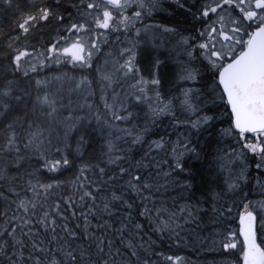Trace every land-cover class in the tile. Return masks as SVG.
I'll return each mask as SVG.
<instances>
[{
  "label": "snow or ice",
  "instance_id": "6c2138e0",
  "mask_svg": "<svg viewBox=\"0 0 264 264\" xmlns=\"http://www.w3.org/2000/svg\"><path fill=\"white\" fill-rule=\"evenodd\" d=\"M4 4L0 264H189L166 249L205 212L213 264H264V0H175L183 29L153 23L163 0ZM164 36L167 90L141 48Z\"/></svg>",
  "mask_w": 264,
  "mask_h": 264
},
{
  "label": "trees",
  "instance_id": "16d2710c",
  "mask_svg": "<svg viewBox=\"0 0 264 264\" xmlns=\"http://www.w3.org/2000/svg\"><path fill=\"white\" fill-rule=\"evenodd\" d=\"M30 0H15V3L19 4L21 7L26 6L29 4ZM170 9L173 10L174 15L177 13V16L174 18V23H179L180 25H184L186 27L188 25L189 18H186L183 15V11L175 8V2H172L169 6ZM169 11V9H168ZM171 11V10H170ZM15 19V8H9L4 4V0H0V29L7 31L8 27L12 25L13 20ZM155 21L163 22L164 17L161 14L155 15ZM160 58L164 60V65L162 68V72L165 74V81H164V88L167 90L171 85L169 81L173 80L175 69V61L179 60L177 54L171 53L165 54L164 51H160L159 54ZM167 57V59H165ZM54 70V69H53ZM73 102L76 101L77 97L73 95L71 97ZM208 107H212L209 105ZM215 127L219 129L221 127L220 124H216ZM209 132H212V140L209 144L208 137L205 134H201V145L207 149L205 155H215L213 152V148L216 147L215 141V133L210 128ZM225 145H230L231 142L228 140L224 141ZM188 166L194 170V174L196 176L195 186L198 190H202V176H207L206 168L207 162L204 159H196L192 156L187 157ZM250 165L253 167L250 168V173L255 175L254 172V164L255 159L253 154L249 153L248 161ZM68 173H65L64 176L66 177ZM264 176V172L261 173ZM64 178V177H61ZM235 217V210L233 211V217H229L230 226L233 229L238 227V218ZM202 222H198L197 224H189L186 227L185 232H182L181 235L185 237V239L189 242L187 245L181 244L180 246L176 247H167V253L170 255L182 254L186 257L189 264H213L214 260H218L219 257L214 253L212 250L211 244L208 241H205L201 244L197 240V234L200 235L201 238L209 236V229L211 225L208 223V213L205 212L201 217ZM262 235V233H260ZM159 250V249H158ZM235 258V257H233Z\"/></svg>",
  "mask_w": 264,
  "mask_h": 264
},
{
  "label": "rangeland",
  "instance_id": "374dc122",
  "mask_svg": "<svg viewBox=\"0 0 264 264\" xmlns=\"http://www.w3.org/2000/svg\"><path fill=\"white\" fill-rule=\"evenodd\" d=\"M123 39H124V37L121 36V40H123ZM141 48L154 49V51H153L154 55H158L160 51H164V52L168 51L169 53H171V52L175 53V50H176L177 53L179 52L178 49H174V38L169 37V36H164L162 38L157 37V39L152 44H143V45H141ZM177 62H178V60L175 61L174 63H177ZM259 237L261 239H264V233H262V235L259 234Z\"/></svg>",
  "mask_w": 264,
  "mask_h": 264
},
{
  "label": "flooded vegetation",
  "instance_id": "af4514ba",
  "mask_svg": "<svg viewBox=\"0 0 264 264\" xmlns=\"http://www.w3.org/2000/svg\"><path fill=\"white\" fill-rule=\"evenodd\" d=\"M172 2H175V0H167L166 2L163 3V8L160 10V14L164 17V21H163L164 23H174V18L177 16L178 12H176V14L174 15L173 10L169 8ZM190 27H191L190 23H188L186 27H184V25H181V29L190 28ZM165 53L170 55L172 52L169 53L168 51H165ZM174 54H178L176 50ZM179 58L181 59L182 57H179ZM175 69H177V63H175Z\"/></svg>",
  "mask_w": 264,
  "mask_h": 264
}]
</instances>
